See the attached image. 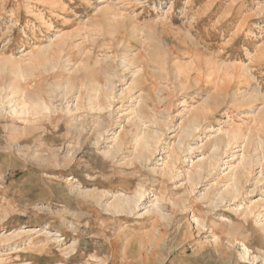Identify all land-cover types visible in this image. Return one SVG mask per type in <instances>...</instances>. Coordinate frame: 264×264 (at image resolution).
Listing matches in <instances>:
<instances>
[{
  "label": "rangeland",
  "instance_id": "rangeland-1",
  "mask_svg": "<svg viewBox=\"0 0 264 264\" xmlns=\"http://www.w3.org/2000/svg\"><path fill=\"white\" fill-rule=\"evenodd\" d=\"M124 17L129 19L127 26L147 33L154 27L164 35L170 32V39L164 38L167 45L152 38L151 48L164 55L171 46L181 65L191 60L188 52L196 50L177 49L175 36L189 42L185 32H190L199 44L200 59L211 62L214 69L211 82L200 90L185 91L160 77L155 64L148 63L151 86L163 91L155 100L158 121L153 130L159 141L153 154L133 159V148L127 143L111 150L114 132H125L123 138L128 140L130 129L135 128L127 119L131 98L126 92L119 94L128 85V72L115 79L116 98L101 113L69 112L72 102L60 97L63 90L55 85L65 80L66 70L44 75L43 87L53 96V112L42 114L48 139L23 138L26 122L12 113L15 106L8 99L10 82H21L18 70L28 64L30 49L46 45L60 32L73 45L62 61L68 55L80 58V48L96 43L93 59L107 61L109 56L118 65L136 49L115 40L123 28L112 35L106 24L119 25ZM162 21L171 27L162 28ZM214 86L222 98L180 145L181 120L199 106L204 89ZM0 89V257L4 263L102 264L105 260V264H121L119 255L111 258L110 242L120 240L119 254L122 240L140 235L150 244L144 253L156 252L161 260L157 264H264V0H0ZM74 115L81 121L78 126L70 125L78 121ZM233 127L244 131L253 127L249 149L253 165L242 177L240 191L223 193L220 199L230 165L237 162L232 154L238 147L233 142L239 140L217 151L212 143ZM97 129L102 133L99 138ZM169 154L174 168L165 175L163 162ZM188 169H199L197 183L188 179ZM121 195L129 198L130 208L118 213L110 203ZM159 237L165 239L155 246Z\"/></svg>",
  "mask_w": 264,
  "mask_h": 264
},
{
  "label": "bare ground",
  "instance_id": "bare-ground-1",
  "mask_svg": "<svg viewBox=\"0 0 264 264\" xmlns=\"http://www.w3.org/2000/svg\"><path fill=\"white\" fill-rule=\"evenodd\" d=\"M128 20L129 19L127 17H124L123 22L119 23V25H111L110 22L106 24V26L108 27L107 33L109 32L112 35L120 34L119 30L123 28V34H121L119 37H115V40L117 42L121 40L127 46L136 49V52L133 54H125L121 58V61L118 63V65H115L113 58L109 56L105 57L106 59L110 58L107 61L103 60L104 57H96L95 59H93L92 55L95 52L96 43H93V48L88 46H86L85 48H80V50H78L80 51V58L74 59V55H68V59L65 60V57L63 58L65 61H62V57L64 55H67L68 53L70 54L67 48L73 45L68 42V35L66 36L64 34H61L60 32H56L55 38L50 40L49 43H47L46 45L39 46L37 48L32 47V49H30L32 51L30 53V56L28 54V64L21 71L18 70V74L21 75V82L19 85H16L14 83L15 81L10 82L11 95L8 99L9 103H13V105L15 106L14 108H12V113L17 117L24 119V121L26 122L27 127L24 128L22 132L23 138L28 141L48 139V136H46L47 133L44 130L45 128H47L48 124L44 121V115L42 114H44V112L47 110L53 112V96L48 93V90L44 89L43 87L42 82L44 79V75H54L58 70L60 71V69L61 71L62 69L63 71L64 69L66 70L67 73L64 75L61 72L62 76L65 77V80L60 81L55 85L57 87L62 88L63 90V92L59 96L66 98L68 103L72 102V105L68 106L69 112L77 113L78 111L80 112V110H84L87 112L95 111L101 113L110 108L113 104V100L116 98V95L114 93V90L116 88L115 79L117 77H121V79L124 78V76L126 75L125 72H128L130 73V77L129 80L125 82L128 85L125 88H122L119 94L121 95L126 92V96H129L131 98V104L128 107V111L130 114L127 113L129 114V118L127 119L129 125L135 128L130 129V135L128 133V140L123 138L125 132L123 135L114 132L112 136V139H114L112 144L113 146L112 148H110L111 150L113 149L114 151H117L118 149H121V146L123 144H130L133 148L131 152V155H133V159L147 158L148 154H153L154 145H156L159 141V136H157L153 130V125H155L158 121V116H156V111H154L156 109L155 100L159 96V93L163 91L162 89L155 91L153 86H151L153 81H151L150 79V74L152 71H148L150 68L149 66V68L146 67L147 65H150L148 63L155 64V66L157 67L155 71L158 72L160 77H163V79H166L167 77L171 81V83H173V85L180 86V89L185 91H189L193 88H195V90H200L202 88V84L204 85L205 82H211L213 79L212 77L214 74V69H212L211 62L203 61L200 59V54L197 52L200 49L198 46L199 44L197 45V42L193 39V36L190 32H185V35L188 38L189 42L182 40L178 36H175V45L177 49L179 47H184L186 50L189 47H193L196 50V52L189 51L188 58H191V60L187 64L181 65L179 62H177L178 59L176 60V57L178 58L177 55L179 54H176V50L171 48V46L168 47L167 50H165L167 53H164V55H162L163 53L159 55V53H156L154 51V48H151L150 42L152 38L158 39L157 43L159 42L167 45V42L164 40V38H169L170 32L167 33V35H164V31L162 29H157L154 27L149 31V33H147L142 31L141 29H138L135 26H127ZM92 24H94L95 26H99L100 23L96 21L94 22L92 20ZM160 25L164 29H169L171 27V24L167 21H162ZM102 26L105 27L104 25ZM179 30L183 31L181 28H179ZM157 46L159 47L158 44ZM161 46L164 45L161 44ZM123 48L126 49V46ZM162 48L164 47H161L160 49L162 50ZM169 55L172 57H169ZM172 59L174 60L173 63L171 62ZM118 67H121L120 73ZM59 71L57 73H59ZM217 71L219 73V69H217ZM1 90L2 89H0V98ZM204 90L205 95H203L204 97L202 101L200 102V104H198L199 106L196 105L197 107H193V114L181 120L179 124L180 127L177 132V135L179 137L178 142L180 145L182 144V142H184V140L188 139L190 136L193 135L195 129L199 125H201L203 120H207L210 117V114L213 113L214 105L217 103V101H219L218 99L222 98L221 93L219 92L220 90L217 86H214V89ZM153 91H155V94L153 93ZM46 93L48 94L46 95ZM242 95H246L245 90ZM237 98L238 94L235 93L234 99L236 100ZM260 111L262 112V110ZM76 117L77 116H75L74 120H78L76 119ZM77 122L81 121L78 120L74 123H71L70 125L78 126ZM59 124L60 122L58 123V126ZM261 125H264V120H261ZM77 126H75L76 129L78 128ZM80 128L82 129V125ZM252 128H247L244 131L240 127H233L229 130L227 129L226 132L222 129L224 131V134L218 135L213 139L212 146L213 150L215 151H217L216 149H218L220 146H223L224 148L225 146L227 147L228 145H230L232 141L239 140L237 141L238 144L236 142H233L236 144L235 147H238L236 152L232 154L233 157H237V162L235 164L230 165V169L227 172L228 180L225 182L224 189L219 194L221 195V197L218 196L220 197V199H223V193L236 195V193L240 191L242 177L244 175H247L253 165L251 160L252 157L250 158L249 154V149L253 138V130H251ZM98 130L99 129L96 130L95 135L97 138L102 136L101 131ZM54 136L55 135L53 134L52 138H54ZM109 152L111 153V151ZM111 156L113 155L111 154ZM166 157L168 159H164V167L162 169L163 174L165 175L169 174L174 168V160H169V158L173 157H170V154ZM192 164H194L193 160L191 165ZM198 170H187L188 179L192 183H197V180L201 177L200 172ZM260 172L261 176L263 172V167L261 168ZM100 198L101 196H96L97 201ZM110 206L113 207V209L118 213L125 212L128 210V208H130L129 198H126V196L122 195L116 196L113 202L110 203ZM161 216L163 217L162 214ZM144 238L145 237L143 236L135 235L130 238H126L125 240H122L121 242L123 246L121 247L119 254L117 252L120 240L117 239L111 241V258H114L115 256L119 255L121 259V264H157V262H160L161 260H158L159 258L155 254L156 252L154 253L153 251L151 253H144L143 250H147L146 244H148L149 242L145 240L147 242L146 243L144 241ZM159 238L158 242L156 241L157 244L155 242V246L158 245L159 241L161 242L163 239H165L162 237ZM149 245L150 244H148V246ZM70 251H72V248ZM0 264H6L3 262V259L1 257ZM65 264H69L68 260L65 261ZM102 264H105V260H103Z\"/></svg>",
  "mask_w": 264,
  "mask_h": 264
}]
</instances>
